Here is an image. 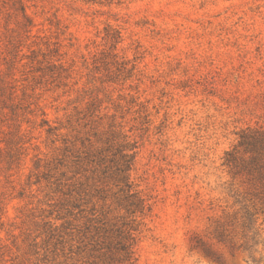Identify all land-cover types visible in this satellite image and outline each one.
Returning <instances> with one entry per match:
<instances>
[{
	"label": "rangeland",
	"instance_id": "1",
	"mask_svg": "<svg viewBox=\"0 0 264 264\" xmlns=\"http://www.w3.org/2000/svg\"><path fill=\"white\" fill-rule=\"evenodd\" d=\"M0 264H264V0H0Z\"/></svg>",
	"mask_w": 264,
	"mask_h": 264
},
{
	"label": "trees",
	"instance_id": "2",
	"mask_svg": "<svg viewBox=\"0 0 264 264\" xmlns=\"http://www.w3.org/2000/svg\"><path fill=\"white\" fill-rule=\"evenodd\" d=\"M129 169V165L126 167V170H128ZM124 171V170H123ZM124 179H126V177H123ZM126 183H125V186L127 187V188H130V184L128 183V181H125ZM129 195L131 196V195H133V193H129Z\"/></svg>",
	"mask_w": 264,
	"mask_h": 264
}]
</instances>
